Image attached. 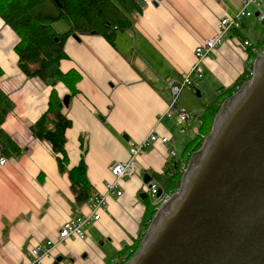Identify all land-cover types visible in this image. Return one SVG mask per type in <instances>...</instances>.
Masks as SVG:
<instances>
[{"label":"crops","instance_id":"obj_1","mask_svg":"<svg viewBox=\"0 0 264 264\" xmlns=\"http://www.w3.org/2000/svg\"><path fill=\"white\" fill-rule=\"evenodd\" d=\"M142 1L141 12L129 14L133 28L118 32L114 45L89 33L72 35L66 41L67 58L60 69L63 73L77 71L82 77L72 99L63 83L55 88L62 101L69 97V106L63 105L72 121L66 131L67 168H76L83 157L94 194L106 196L107 184L116 180L112 166L130 163L137 146L152 132L168 138L169 144L157 141L146 147L133 161L135 175L118 180L116 191L122 196L115 193L106 198L100 220L87 228L88 238L56 245L41 264H119L122 250L131 248L137 238L146 210L145 199L140 197L147 194L145 176L157 181L155 175L166 171L170 158L182 157L194 136L191 130L180 134L176 123L165 116L172 100L169 83L183 82L197 62L196 49L214 36L222 18L236 16L244 2ZM250 10L254 16L244 21L242 29L231 32L203 60V78H193L194 85L210 99L244 74L248 48L242 41L253 47L264 38V28L260 36L246 35L250 21L257 18L255 7ZM3 24L0 20V67L4 71L0 87L14 103V110L2 128L21 154L5 157L7 163L0 166V264H19L28 260L34 247L57 240L64 223L93 212L91 200L77 205L69 176L60 172L51 145L34 140L30 133L29 128L48 110L53 88L22 73L15 51L19 38ZM191 96L189 107L197 108ZM192 114L199 118L203 109Z\"/></svg>","mask_w":264,"mask_h":264},{"label":"water","instance_id":"obj_2","mask_svg":"<svg viewBox=\"0 0 264 264\" xmlns=\"http://www.w3.org/2000/svg\"><path fill=\"white\" fill-rule=\"evenodd\" d=\"M203 148L126 264H264V50L252 79L222 106Z\"/></svg>","mask_w":264,"mask_h":264},{"label":"trees","instance_id":"obj_3","mask_svg":"<svg viewBox=\"0 0 264 264\" xmlns=\"http://www.w3.org/2000/svg\"><path fill=\"white\" fill-rule=\"evenodd\" d=\"M141 10L135 0H0V18L20 38L15 48L19 56V69L27 78L40 80L45 86L53 88L48 110L29 128L30 133L34 140L51 145L60 172L69 176L78 206L89 202L94 190L88 180L83 157L76 168H67L69 160L66 152V131L72 127V121L64 114L63 101L55 88L59 83H63L70 90L72 99L78 94L77 84L82 77L77 71H61L60 63L67 58L65 44L72 35L97 31L98 35L114 45L118 32L133 28V20L129 14ZM59 21L68 24L67 32L57 33L54 30L53 25ZM254 50L263 52L264 38L248 48L244 74L234 85L219 89L217 98L209 100L203 106L199 125L193 139L186 145L182 157L170 158L166 171L162 175H155L164 193L180 190L184 177L182 166L190 163L192 157L202 150L222 106L241 92L252 79L253 60L258 56ZM3 75L4 71L0 67V79ZM13 110L14 103L0 87V155L6 158H17L21 154V148L2 128ZM144 203L146 210L138 236L131 248L127 246L122 250L119 264H126L133 258L154 222L156 207L148 197Z\"/></svg>","mask_w":264,"mask_h":264},{"label":"built area","instance_id":"obj_4","mask_svg":"<svg viewBox=\"0 0 264 264\" xmlns=\"http://www.w3.org/2000/svg\"><path fill=\"white\" fill-rule=\"evenodd\" d=\"M251 7H255L257 12V19L264 24V0H244L241 10L236 14V16H225L224 18H222L217 25L214 36L210 39L205 40V42L196 49L197 62L191 69V71L185 76L183 82L169 83L172 100L167 107L165 116L176 123L177 127L179 128L180 134L186 135L190 130L194 133L197 128V126L194 125L199 123V118L196 115L190 113L188 110L182 108L178 104L180 95L186 88H191L192 86H194V77L198 78V80H201L203 78L201 68V63L203 62V60L214 51L218 50L225 43V40L228 38L231 32L241 30L243 27V23L247 18L254 16L253 12H251L250 10ZM242 44L246 48L252 46V44L246 40H243ZM253 76L254 71L252 73V77ZM157 141H161L164 144H169L170 140L168 138H160L159 136L155 135L154 132H152L147 140L137 146V149L135 150L132 161L130 163H117L112 166L111 173L116 178V180L112 183L107 184L106 196H99L94 194L91 199L90 205V208L93 212L92 214H80L64 223L59 230L57 240H49L45 245H38L34 247L30 252L28 260H25L19 264H41L43 258L51 255L52 250L56 245L62 244L72 238L87 239L89 235L87 228L93 223L100 220L99 214L102 208L105 206L106 198L110 194L115 193L119 197L122 196L121 191H116L118 187V180H122L126 177H132L133 175H135L136 169L133 163L134 159L143 154L144 149L151 145V143ZM7 161L8 160L5 157H0V166H4ZM188 166V164H184L182 166L183 173H186L188 171ZM160 189L161 188L155 182L149 183L146 189L147 196L151 203L156 207L157 212H161L163 207L171 203L174 197L178 195V193L176 192H163L162 195L158 197Z\"/></svg>","mask_w":264,"mask_h":264},{"label":"rangeland","instance_id":"obj_5","mask_svg":"<svg viewBox=\"0 0 264 264\" xmlns=\"http://www.w3.org/2000/svg\"><path fill=\"white\" fill-rule=\"evenodd\" d=\"M257 19V18H256ZM256 19H252L251 21H250V27H251V30H250V33H247L246 35L247 36H249V38L252 36V37H254L255 35H257V36H260L261 35V29L262 28H264V24L263 23H261V22H257V20ZM0 20L2 21V22H4L1 18H0ZM254 22H257L258 23V25L256 26V24L254 23ZM3 25H5V26H7L5 23L3 24ZM53 27H54V30L57 32V33H64V32H67V30H68V24L65 22V21H59V22H57L56 23V25H53ZM19 38V37H18ZM253 41H255V42H257L258 41V38H253ZM19 42H20V38H19ZM200 92L201 91V89L199 88V87H196L195 85L194 86H192L191 88H186L183 92H182V94L180 95V97H179V101H178V104L179 105H183V106H185V107H187L190 111H192V113H196V112H201V110H202V108H203V106L207 103V102H209V100H214V98H211L210 99V97H208L206 94H203L202 93V91L200 92V94H201V97H199V98H197V97H195V95H197V92ZM195 92H196V94H195ZM189 93H192V95L193 96H191V99L193 100V102L195 103V104H197V108H191V107H189V101H190V99H189ZM198 96V95H197ZM226 106V105H225ZM228 106H230L229 104H228ZM227 106V107H228ZM222 109V108H221ZM212 133V132H211ZM210 133V134H211ZM210 136V135H209ZM208 136V137H209ZM207 137V138H208ZM207 138L205 139V141H204V143L207 141ZM204 143H203V145H204ZM202 149H204V148H202ZM202 150H200V152H197L193 157H192V159H191V161H190V163H188V171L186 172V173H183L184 174V176L188 173V172H190V170L193 168V167H195L200 161H199V156L201 155V152ZM0 157H2L1 155H0ZM184 178V177H183ZM157 183L158 184V186L160 187V184H159V182L158 181H155V180H153V181H151L150 183ZM161 188V187H160ZM179 191H177L176 193H178ZM148 197V196H147ZM170 207V205H168V208ZM164 210V208L162 209V211ZM161 211V212H162ZM157 212V211H156ZM157 213H159V212H157ZM157 213H156V215H157ZM154 222H155V220H154Z\"/></svg>","mask_w":264,"mask_h":264},{"label":"bare ground","instance_id":"obj_6","mask_svg":"<svg viewBox=\"0 0 264 264\" xmlns=\"http://www.w3.org/2000/svg\"><path fill=\"white\" fill-rule=\"evenodd\" d=\"M148 185H149V183H148ZM147 185V186H148ZM160 191V190H159ZM180 191V190H179ZM158 197H159V194H158ZM174 200V199H173ZM170 204V203H169ZM169 204H167V205H165L163 208H165V207H167Z\"/></svg>","mask_w":264,"mask_h":264}]
</instances>
